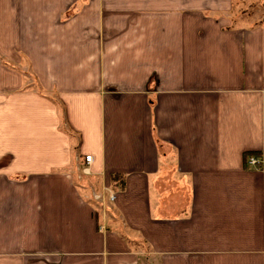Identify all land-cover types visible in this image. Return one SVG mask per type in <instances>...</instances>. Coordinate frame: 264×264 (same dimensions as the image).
<instances>
[{"label":"crops","instance_id":"0c3cea01","mask_svg":"<svg viewBox=\"0 0 264 264\" xmlns=\"http://www.w3.org/2000/svg\"><path fill=\"white\" fill-rule=\"evenodd\" d=\"M235 1L0 0V264H264V24Z\"/></svg>","mask_w":264,"mask_h":264},{"label":"rangeland","instance_id":"374dc122","mask_svg":"<svg viewBox=\"0 0 264 264\" xmlns=\"http://www.w3.org/2000/svg\"><path fill=\"white\" fill-rule=\"evenodd\" d=\"M234 9L235 10L233 13V17L237 18V23H236L237 25L250 27L251 25L254 26L258 22L264 24V0H236ZM29 79H30V74H29ZM33 87H35L34 89L37 90L38 92H41V88L36 82L34 83ZM51 97L52 99H54V101L60 102L56 95H53ZM63 121H64V126L67 128L65 120ZM78 167L80 168V170H82L79 165ZM76 173L77 175L81 174V179L78 181L85 182L86 176H84L82 172L79 173L78 170L76 171ZM164 180L165 179L161 177L160 181H164ZM160 181L157 184H159Z\"/></svg>","mask_w":264,"mask_h":264},{"label":"trees","instance_id":"16d2710c","mask_svg":"<svg viewBox=\"0 0 264 264\" xmlns=\"http://www.w3.org/2000/svg\"><path fill=\"white\" fill-rule=\"evenodd\" d=\"M56 105H58V107L61 108L62 112V119L65 120L66 124H67V116H66V108L65 106L61 103V102H56ZM62 130L65 131L67 134H69L71 137H73V134L71 132H73V130L68 126V128H66L64 126V121L62 124ZM80 147V142L78 143V145L76 146V148L78 149ZM262 155L259 152H246L244 154V161L247 165L248 159L250 157H256V158H260ZM125 181H126V176L124 174H119V173H115L113 175H111V187L114 190H123L125 188ZM96 219L99 221L100 219V211L97 210L96 211Z\"/></svg>","mask_w":264,"mask_h":264},{"label":"built area","instance_id":"2783aa9c","mask_svg":"<svg viewBox=\"0 0 264 264\" xmlns=\"http://www.w3.org/2000/svg\"><path fill=\"white\" fill-rule=\"evenodd\" d=\"M86 162L88 163V164H91L92 163V156H86ZM248 165L249 166H252V167H256V166H258V164H260V159H258V158H256V157H250L249 159H248ZM87 171H85L84 170V173H86ZM94 199L96 200V201H99V202H102V203H104V197L103 196H101V195H95L94 196ZM109 199L111 200V201H114L115 200V195H110L109 196Z\"/></svg>","mask_w":264,"mask_h":264}]
</instances>
